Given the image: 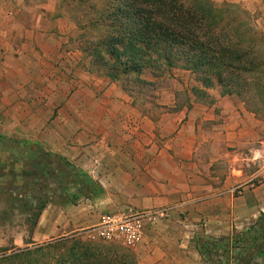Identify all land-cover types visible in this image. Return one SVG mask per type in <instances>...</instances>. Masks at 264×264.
<instances>
[{
	"label": "crops",
	"instance_id": "0c3cea01",
	"mask_svg": "<svg viewBox=\"0 0 264 264\" xmlns=\"http://www.w3.org/2000/svg\"><path fill=\"white\" fill-rule=\"evenodd\" d=\"M216 1L253 10L264 31V0ZM60 3L0 0L6 134L39 142L99 185L81 203H48L37 238L46 223L67 234L97 225L105 213L170 208L168 218L148 224L143 240L129 247L137 264H218L203 246L230 250L264 214V162H253L258 151L264 155V117L219 91L199 98L188 90L185 99L162 93L140 102L65 45ZM247 245L234 264L254 263L245 257Z\"/></svg>",
	"mask_w": 264,
	"mask_h": 264
},
{
	"label": "trees",
	"instance_id": "16d2710c",
	"mask_svg": "<svg viewBox=\"0 0 264 264\" xmlns=\"http://www.w3.org/2000/svg\"><path fill=\"white\" fill-rule=\"evenodd\" d=\"M76 1L79 6L87 2ZM97 1L101 9L85 5L96 16H89L88 27L103 33L90 50L91 59L106 66L105 71L98 69L103 75L121 80L122 76L143 78L149 71L156 79L178 68L195 75L194 95L208 98L209 90L217 87L221 96L239 97L250 111L260 113L259 106H264V32L246 17L249 13L242 6H218L210 0ZM0 153L12 164L9 175L15 181L8 185L12 190L34 186L43 193L58 188L70 203L99 191L86 173L37 141L0 134ZM47 205V200L39 199L37 220ZM262 240L264 214L249 232L236 236L233 244L244 250L247 243L257 245ZM210 244L203 246L206 255L215 247ZM44 247L4 248L0 264H137L134 253L126 249L91 245L81 239L59 258Z\"/></svg>",
	"mask_w": 264,
	"mask_h": 264
},
{
	"label": "rangeland",
	"instance_id": "374dc122",
	"mask_svg": "<svg viewBox=\"0 0 264 264\" xmlns=\"http://www.w3.org/2000/svg\"><path fill=\"white\" fill-rule=\"evenodd\" d=\"M33 1L38 2L46 0ZM60 1L61 3L59 6V13L66 19L65 27L67 28V33L69 34V42L65 45H67L69 49H79L82 51L83 57L89 65V69H92V71H95V73H98L101 76H105L101 71H105L106 66L100 62V64L97 63V61L94 62L90 56V50L95 45L96 41L103 37V33L101 30H95L92 27H88L89 16H96L94 15L93 10L89 11L85 5L86 3L89 5L94 4V8L96 7L101 9L102 3L98 2L97 0H86L87 2L85 4L79 6L76 0ZM210 1L218 6L224 5L225 3H234L240 5L239 3L235 2L216 0ZM243 8L249 13L248 15L246 14V17L248 16L250 20H254L257 27L263 31L257 22V13L245 7ZM105 77L110 78L109 76ZM122 77L123 78L121 80L119 79L114 81H117L123 87V89L137 97L140 102H143L144 98L145 100L149 99L154 101L155 98H157L162 93H175L177 96L179 95L185 99L188 97V90H191L194 85H197L196 81L194 80V74H182V70L178 68L172 69L165 74H161L156 79L151 78L149 71H147L145 75L142 76L143 78H136V76L128 78L124 76ZM185 81H187L188 85L183 89L181 88V83H185ZM217 91H219V88L217 87L210 89V93L212 95ZM200 97L201 96H199V98ZM234 99L245 104V102L239 97H234ZM245 106L249 108L246 104ZM259 109V114L264 117V106H259ZM9 128H11L9 124H6L0 120V134L7 135L8 137L23 139L22 137H17L15 134H6L5 129ZM11 167V162L6 161V155L0 153V252L4 248L26 247L28 243H36V241L41 239L38 241V243L42 244L39 245H44V249L49 251L52 257L59 258L61 256H66L68 248L73 245L77 239H81L82 241L91 245H100L103 247L112 246L120 250L126 249L133 254L131 248L126 247L122 243H104L99 240L89 239L86 235V230L67 234L59 233L57 227L47 229L46 225L48 223H46L44 226V230L40 234L38 233L42 237L37 238L36 230L39 226V219L37 220L35 213L38 210L37 206L39 205V199H45L48 201V203L54 201L62 203L67 199V197L62 193V191H59L58 188L54 190L53 186L56 188L55 184L52 186L53 190L50 189L51 191L49 190L43 193L34 186H29L22 190L10 189L8 185L15 181V178H13L12 175H9V170ZM18 181L19 183H22L23 178L18 179ZM86 200V198L82 197L76 203L78 204L79 202L81 203L82 201ZM262 245L263 248L259 247ZM249 246L250 247L248 248L247 255L245 257L252 258L254 256L256 260L253 264H264V240L260 241V243H257V245H253V243H251ZM250 258L248 259L250 260Z\"/></svg>",
	"mask_w": 264,
	"mask_h": 264
},
{
	"label": "built area",
	"instance_id": "2783aa9c",
	"mask_svg": "<svg viewBox=\"0 0 264 264\" xmlns=\"http://www.w3.org/2000/svg\"><path fill=\"white\" fill-rule=\"evenodd\" d=\"M254 157V163L261 164L264 162V155L261 151H258ZM170 212V208H163L146 211L134 210L127 213H105L97 225L86 229V235L89 239L104 243L119 242L126 247H134L143 240L144 230L148 224L168 218ZM210 246L212 247L211 244ZM242 251L241 245L233 244L230 250L225 248L217 250L214 247L212 253L207 256L213 258L218 264H228L229 260L234 264Z\"/></svg>",
	"mask_w": 264,
	"mask_h": 264
}]
</instances>
